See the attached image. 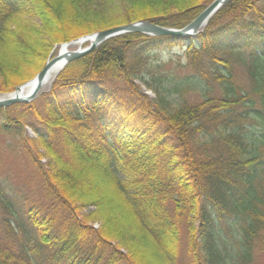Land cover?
I'll list each match as a JSON object with an SVG mask.
<instances>
[{"label":"trees","instance_id":"obj_1","mask_svg":"<svg viewBox=\"0 0 264 264\" xmlns=\"http://www.w3.org/2000/svg\"><path fill=\"white\" fill-rule=\"evenodd\" d=\"M24 1L36 24L6 25ZM213 1L0 0V91L34 78L61 43L143 20L181 29ZM263 60L264 0H230L197 35L111 37L34 101L0 108V131L31 127L42 142L55 200L24 206L33 231L10 248L15 205L0 180L11 216L0 219V264H219L237 218L235 259L251 264L264 242ZM163 61L210 70L181 76ZM236 64L251 69L249 88ZM78 203L96 210L80 216Z\"/></svg>","mask_w":264,"mask_h":264},{"label":"rangeland","instance_id":"obj_2","mask_svg":"<svg viewBox=\"0 0 264 264\" xmlns=\"http://www.w3.org/2000/svg\"><path fill=\"white\" fill-rule=\"evenodd\" d=\"M22 4L23 9L21 11L14 12L13 18L11 19V21H7L6 25L13 26L17 22L21 24L25 22L36 24L37 18L35 19L34 16L28 14L29 10L34 9V4H31L27 1H24ZM204 29H206V27ZM204 29H202L201 31H203ZM59 48L60 46H57L55 51H53V53L50 55L51 57L49 59H51L52 57H56V55L59 53ZM78 48V46H74L71 48V50H77ZM263 63L264 60L262 61V64ZM159 69L163 72L173 71L181 76H184L198 71L208 72L210 70V66L208 67L202 65L198 67L187 66L186 68H175L171 62L163 61V65ZM232 70L234 79L237 80V82L241 86L249 88L251 84V69L243 64H236ZM29 80L31 79H28V81ZM50 87L49 89H51ZM16 89L11 92L0 91V95L13 93L16 91ZM143 89L146 90L144 86ZM146 91L152 93L149 90ZM3 117L4 115L0 111V126L2 122H4ZM43 149L44 148L42 142H40L38 136L35 132H33L31 127H27L25 129L24 136L0 131V180L2 181V184L6 189V196L8 197V199L14 202V213L16 214L15 217H11L8 214V211H6V209L4 210L0 206V219L4 216H10L11 218H14L13 220L17 225L16 234L9 236L7 232V240L5 241V243H8V247L10 248H18L21 243H24V241L26 240L25 237L27 229L33 231L31 223L29 222L26 214H24V206H33L34 204L38 207H41L42 210H49L52 207L51 205L55 202V200L53 201V199L48 196L49 190L47 185L45 184V178L42 172V165H45V162L47 161V158L44 156L45 153ZM38 157L41 161L40 163H38L37 161ZM85 175L86 179L83 178L84 180L82 181V183L85 186H89V183L87 182V174ZM93 175L94 173H91L88 176L89 178H92ZM77 205L80 206V208H78V213L80 214V216H82V214H87L89 211L96 210V208L92 205H89L87 207H83L81 203H78ZM100 223V220L90 222V224L95 228L100 227ZM243 223L244 221L242 218H237L236 222L234 221V224L232 226L233 228L231 234L228 235L226 233H223L225 239L224 242H222V249L224 254L223 256L224 258H226L224 261L225 264H239V262L235 259V255L237 252V242L241 238V227ZM224 263L219 262V264ZM251 264H264V242L259 241L256 244L254 248V258Z\"/></svg>","mask_w":264,"mask_h":264},{"label":"water","instance_id":"obj_3","mask_svg":"<svg viewBox=\"0 0 264 264\" xmlns=\"http://www.w3.org/2000/svg\"><path fill=\"white\" fill-rule=\"evenodd\" d=\"M230 0H215L210 5L207 6V8L199 14L194 21L186 25V27L178 29V28H169L166 26H160L156 23H152L149 21H137L133 22L132 24H126L119 27H112L111 29L107 30H100L99 32L92 33L87 36L79 37L81 38H91L90 42H88L89 45L87 46H80L77 50H67V46L71 43H74L78 41L79 39L71 40L67 43L60 44L59 53L56 55V57H53L48 60L45 68L42 69L38 74L32 78L30 81L34 82V88L33 91L28 93L26 96H10L4 99H0V108H7L8 106L18 104V103H29L31 101H34L39 94L42 92V88L44 83L47 80V76L49 74L50 65L53 62H62V69L66 67L70 62L74 60H78L81 57L87 56L92 51H94L96 48H98L104 41L111 39V37L120 36L125 33H133V32H140L145 33L147 35H159V36H165V35H172V36H186V35H196L198 32H200L204 27L207 26L209 20L212 18L214 14L217 13V11L223 7L224 4L228 3ZM61 69V70H62ZM60 70V71H61ZM59 71V72H60ZM59 74V73H58ZM56 75V77L58 76ZM28 81V82H30ZM25 83V84H28ZM23 84V85H25ZM22 85V86H23ZM21 86H18L20 88ZM16 89V91H17ZM15 91V92H16ZM13 92V93H15ZM8 93V94H13Z\"/></svg>","mask_w":264,"mask_h":264},{"label":"bare ground","instance_id":"obj_4","mask_svg":"<svg viewBox=\"0 0 264 264\" xmlns=\"http://www.w3.org/2000/svg\"><path fill=\"white\" fill-rule=\"evenodd\" d=\"M91 38H81L78 41L71 43L67 46V50H71L72 47L74 46H82L84 45V43H88L90 42ZM49 69V74L47 76V80L43 85V90H49V87L52 85L53 81L55 80L56 75L59 73V71L62 69V62H53L50 66ZM34 88V82L30 81L28 82V84H25L23 86H21L20 88L17 89V91L13 94H7V95H0V99H4L10 96H26L28 95V93H30L31 91H33Z\"/></svg>","mask_w":264,"mask_h":264}]
</instances>
